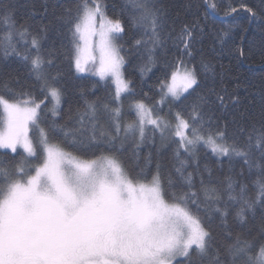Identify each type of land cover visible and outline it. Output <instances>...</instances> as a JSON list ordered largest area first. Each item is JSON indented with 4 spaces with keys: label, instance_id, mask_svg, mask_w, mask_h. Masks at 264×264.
<instances>
[{
    "label": "snow or ice",
    "instance_id": "6c2138e0",
    "mask_svg": "<svg viewBox=\"0 0 264 264\" xmlns=\"http://www.w3.org/2000/svg\"><path fill=\"white\" fill-rule=\"evenodd\" d=\"M108 7L60 0L51 20L33 28L0 0V61L17 58L31 81L0 77V149L10 150L0 152V264H264V118L226 119L238 92L206 86L192 63L206 35L221 51L231 42L233 25L210 23L221 5L201 0L178 30L162 0H121L114 16ZM48 11L45 4L39 14ZM240 11L257 24L264 57V0L259 10L247 0L224 5L225 17ZM53 29L67 38L66 51L46 43ZM240 32L229 49L238 58L248 54V28ZM118 41L142 81L165 73L159 99L136 97ZM97 59L95 74L115 82L111 100L82 91L69 104L61 64L79 74ZM125 99L134 120L125 119ZM125 144L135 175L122 159Z\"/></svg>",
    "mask_w": 264,
    "mask_h": 264
},
{
    "label": "trees",
    "instance_id": "16d2710c",
    "mask_svg": "<svg viewBox=\"0 0 264 264\" xmlns=\"http://www.w3.org/2000/svg\"><path fill=\"white\" fill-rule=\"evenodd\" d=\"M4 2L7 3L9 0H4ZM217 2L221 7L217 9V19L210 23L215 29L225 27L229 24L233 25L231 42L221 51L219 43H216L215 46L213 45L211 34L206 35L203 44L198 46L202 51L194 53L195 58L192 60V63L195 64L198 75L202 83L206 86H216L217 89L223 86L230 90L235 89L238 92L241 103L235 111H233L231 106L229 107V110L224 113L226 119L231 120L235 118L237 121L245 119L259 121L261 118H264V57L260 55V35L257 24H249L248 14L244 11L238 12L234 19L224 16V5H235L237 0H217ZM10 3L15 8L17 20H28L33 28H38L42 23L47 24L51 20L53 12L58 11L56 5L60 3V0H10ZM105 3L109 6L107 9L109 16L119 15L121 0H105ZM162 3L168 10L171 18L176 19V27L178 30L180 22L189 18L191 12L196 10L201 0H162ZM247 3L258 10L261 7V0H247ZM45 4L49 8L46 17L39 14ZM34 9L38 13L35 16H33ZM221 20L224 23H221ZM241 27L248 28V34L244 42L245 51L248 54L245 57L238 58L234 51H229V49H234L235 45L240 43L243 36L240 32ZM46 43L55 44L57 47L63 44L65 51L69 47L67 38L61 36L60 32L56 29L49 31L48 41ZM119 43L123 44L122 55L125 56V60L127 61L124 66L125 78L131 80L136 97L139 98L143 91L147 92L153 100L159 99L158 80L163 79L165 73L163 71H155V75H152L147 82L142 81L136 67L138 61L127 55V44H124L123 41H119ZM249 48L252 49L251 52H248ZM201 61L209 64L212 71L204 72L201 67ZM94 67V64L90 63L88 72L77 74L74 68L70 67L67 60L61 64V69L64 73L62 84L66 89L65 100L69 104L74 105L77 102H81L82 91L88 99L99 98L105 101L111 100L112 93L115 89L114 85L110 79H101L98 74H95L96 69ZM25 71L23 63L17 58L0 61V77L7 78L9 74L14 76L18 75L23 83H31L29 78L24 75ZM149 85H152L151 90H149ZM237 86L239 87L237 88ZM145 102L150 103L149 100ZM124 104L125 119L134 120L135 114L127 108L128 99L124 100ZM231 127L230 125V129ZM125 148L129 150L124 153L122 159L129 169V174L135 175L139 172V168L136 167V164L132 160L129 145L125 144ZM67 150L73 151L71 148ZM4 151L0 150V152ZM17 151L23 152L21 149ZM74 154L80 155V153L75 152ZM201 154L203 155V150ZM84 158H91V153H88ZM139 163L140 167H143V162L140 161ZM207 163L214 172L217 170L216 157L210 153L207 158ZM224 168L227 169L226 162Z\"/></svg>",
    "mask_w": 264,
    "mask_h": 264
},
{
    "label": "rangeland",
    "instance_id": "374dc122",
    "mask_svg": "<svg viewBox=\"0 0 264 264\" xmlns=\"http://www.w3.org/2000/svg\"><path fill=\"white\" fill-rule=\"evenodd\" d=\"M118 43H119V41H118ZM91 45H92V48L94 49L93 55L96 56V57H99L98 37H92L91 38ZM90 63H93L94 64V66H95L94 68L96 69L95 73L98 72V69H99L98 59L96 61H89L88 64H87V67L88 68H89V64ZM122 71H123V75L125 77L124 67H123V70ZM106 79H110V81L112 82V84L114 85V88H115V82L113 81V79L111 77H106ZM177 86H179V81H177ZM167 112H168V108H167V106H165L164 109H163V112L161 114L166 115ZM2 117H3V110L1 108V117H0V120L1 121H2ZM0 127H2V124H0ZM30 136H31V132H30ZM20 149L21 148L18 147L17 150H20ZM0 150H4V149H0ZM21 150L23 151V149H21ZM5 151H10V150H5Z\"/></svg>",
    "mask_w": 264,
    "mask_h": 264
}]
</instances>
